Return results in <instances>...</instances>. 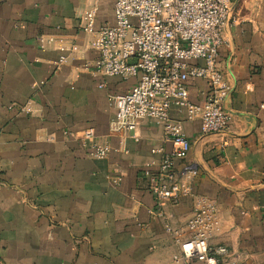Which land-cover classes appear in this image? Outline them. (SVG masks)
<instances>
[{"label":"crops","instance_id":"0c3cea01","mask_svg":"<svg viewBox=\"0 0 264 264\" xmlns=\"http://www.w3.org/2000/svg\"><path fill=\"white\" fill-rule=\"evenodd\" d=\"M113 4L0 0V264H181L166 229L184 227L198 197L218 208L209 246L226 247L239 264H264V0L233 1L218 50L231 88L228 129L202 134L198 120L171 109L190 142L173 170L192 196L160 202L151 177L172 143L147 120L124 136L110 130L108 97L135 81L94 72V35L77 18L94 8L95 30L111 26ZM39 37L54 44L42 49ZM207 90L202 80L187 83L195 105ZM88 128L94 143L110 146L105 158L90 156Z\"/></svg>","mask_w":264,"mask_h":264},{"label":"built area","instance_id":"2783aa9c","mask_svg":"<svg viewBox=\"0 0 264 264\" xmlns=\"http://www.w3.org/2000/svg\"><path fill=\"white\" fill-rule=\"evenodd\" d=\"M114 23L95 30L96 9L79 11L83 31L94 35L91 48L96 52L94 72L103 77L134 79L129 92L108 97L113 111L110 130L127 135L137 123L147 120L160 126L172 143L170 154H163L150 191L158 202L192 196L174 174V159L184 160L190 151L180 122L170 118L173 107L184 109L186 120H198L202 134L228 129L231 114L225 101L231 91L217 63L226 30L234 23V0H113ZM40 48L54 44L52 37H39ZM61 57L59 64L66 63ZM202 80L207 85L202 106L188 99L187 83ZM90 156L105 158L108 144L93 142L91 128L82 131ZM158 153L163 152L157 150ZM195 176L194 171H189ZM220 228L214 201L198 197L191 218L173 233L181 264H239L224 246L209 243Z\"/></svg>","mask_w":264,"mask_h":264}]
</instances>
